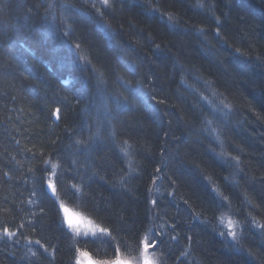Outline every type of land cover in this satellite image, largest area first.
Returning a JSON list of instances; mask_svg holds the SVG:
<instances>
[{"label": "trees", "instance_id": "trees-1", "mask_svg": "<svg viewBox=\"0 0 264 264\" xmlns=\"http://www.w3.org/2000/svg\"><path fill=\"white\" fill-rule=\"evenodd\" d=\"M152 2L155 4L156 0ZM195 2L159 0L161 11L174 12L182 17V27L175 32L168 30L158 13L148 19L137 9L110 18L117 32L116 39L130 52L129 58L140 65L136 78L145 79V90L152 89L158 98H167L168 106H161L167 115L162 121H154L149 102L127 93L124 94L128 100L127 108L123 112L117 113L115 104L111 103L109 107L113 110V123L119 136H131L136 141V158L142 161L143 175L132 181L133 194L113 189L98 178L91 182L90 191L97 199L101 198L99 193L110 197L126 216L138 213L134 219L141 230L150 226L145 220L151 212L148 209H154L150 198L158 199L159 208L154 209V218L160 219L153 222L176 224L181 237L179 242L172 241L171 247L163 248L168 264H256L243 251L230 248L219 235L216 225L221 212L215 194L186 161L195 157L198 162L209 165V170H214L213 179L230 197V210L238 220H251L248 216L251 212L264 223V122L255 115L256 112L264 113V62L258 59L264 56V0H211L216 15L222 20L223 38L215 35V23L192 7ZM40 3L42 0H9L10 11L0 14V226L6 225L17 231L20 240L19 243L14 239L0 240V264H29L25 236L31 239L43 236L57 249L53 261L42 255L39 264H75L76 247L72 244V236L61 225V218L56 214L58 204L40 178L47 175L43 160L51 156L54 160L64 161L68 168L65 175L70 182L73 172L69 145L78 135L86 137L89 126L93 131L96 127V108L92 104L98 105L99 100L90 94L77 104L82 81L77 78L78 74L69 77L60 68L59 58L52 51L58 41L42 39L38 33L29 38L15 27L24 23L30 8L38 14L28 23L37 29L41 25L47 27L44 12L35 7ZM93 19L83 17L80 30L94 49L93 55L110 68L116 67L119 54L95 28ZM195 25L207 26V39L196 31ZM149 33L155 37L154 43H160L164 49L159 57L152 54L154 44L146 39ZM137 40L141 43L137 44ZM237 48L241 51L237 52ZM177 58L185 66L184 70L173 67ZM201 76L213 81V86L234 104V111L228 119L218 123L223 128L222 138L227 150L240 156L244 172L255 176L254 180L241 174L236 177L239 186L224 181L232 169L210 150L211 146L218 152L219 147L202 131L204 117L212 118L216 114L211 113L209 103L201 99V96L210 99L211 94L204 80L199 78ZM61 79H71L72 84L63 85ZM114 80V76L108 79L109 91L122 92ZM86 105L92 107V111L85 112V118L81 120L80 110ZM250 105L253 110H249ZM56 107L62 108L59 123H54L55 117H50ZM145 144L151 146V154L145 153ZM237 145L244 151L240 152ZM161 152L166 153V166L159 162ZM92 159L107 171L109 178L113 171L110 162L123 167L110 144L97 147ZM155 167L163 169V179L158 181L159 195L148 191L149 187H155L150 182ZM245 191L260 207H253L245 201ZM169 192L173 195L170 196ZM181 196L184 199H180ZM64 199L75 212L113 226L114 217L98 212L91 204V197L88 203L72 200L70 194ZM30 200L35 203H28ZM184 200L189 201L191 208ZM41 207L47 213L43 231L37 224V231L33 233L27 220L32 218V212L39 213ZM194 212L201 214L200 220L193 219ZM205 219L207 223H201ZM20 224L26 227L18 229ZM136 231L131 227L117 233L118 238H125L127 244L121 248V254L129 258L138 255L133 251L136 238L133 233ZM253 232H245L242 242L264 254V244L260 243L258 233ZM185 234L191 236L192 241L185 240ZM164 238L168 239L167 236ZM82 243L97 259H108L116 254L115 245L106 246L103 239L80 241V245ZM185 244H190L189 256L177 261Z\"/></svg>", "mask_w": 264, "mask_h": 264}, {"label": "snow or ice", "instance_id": "snow-or-ice-1", "mask_svg": "<svg viewBox=\"0 0 264 264\" xmlns=\"http://www.w3.org/2000/svg\"><path fill=\"white\" fill-rule=\"evenodd\" d=\"M35 7L37 10L42 9L44 12L43 19L47 27L41 25V28L37 29L28 23L34 15L38 14V12H33L30 8L28 9L24 23L16 25V29L25 33L29 38H34L38 33L42 39L58 41L52 51L59 58L60 68L64 69L69 77L78 74L77 78L82 81L77 104L90 94L99 100L98 105L92 104L96 108L97 114L95 130L93 131L91 126H89V134L86 137L78 135L72 144L69 145L71 149L70 164L73 172L70 182L69 178L65 175L68 168L64 161L59 158L54 160L51 156L43 160V164L47 166L45 168L47 175L40 178L41 183L46 184L53 200L58 204L56 214L61 218L60 223L66 229V233H71L73 245L78 243L77 237L88 236L103 238L106 246L115 245L113 250L116 256L110 260L94 259L89 251L76 247L75 264H133L132 260L121 255V248L126 247L127 244L125 238H118L117 235L118 231L131 227L137 229L133 233L136 237L133 251L138 254L135 258L136 264H168V260L164 256L163 248L165 246L171 247L172 241H180L181 237L180 233L176 231V224H168L166 222L154 223V219L160 218H153L146 215L145 220L150 226L141 230L134 219L138 213L134 212L132 216H126L122 208H117L113 204L110 197L99 193L98 195L101 198L97 199L96 195H93L90 191V185L93 180L98 178L113 189L133 194L132 181L143 175L142 161L136 158L138 154L135 147L136 141L131 136L127 138L119 136L117 126L113 123L115 119L113 110L109 107L111 103L115 104L117 113L123 112L127 108L128 100L127 96L124 95L127 93L128 96H139L144 101L149 102L148 106L154 121H162L163 116L167 115V113L162 111L161 107L168 106L167 98H158L157 95L153 94L152 89L145 90V79L136 78L140 71V65L136 60L129 58L130 52L122 47L116 39L117 32L110 23V18L117 13L137 9L143 12L148 19H152L158 13L160 19L164 20L168 30L175 32L178 28L182 27L180 23L182 17L176 15L174 12L161 11L159 0H156L155 4L152 0H42V3L37 4ZM192 7L199 13L207 15L216 25L215 35L222 37V20L221 17L216 15L215 5L211 0H196ZM7 11H10L9 0H0V14ZM83 17H88L89 19L94 18L95 28L117 50L119 59L116 67L110 68L108 64L93 55L94 49L91 48L86 35H84L79 27ZM61 27L63 28L62 36L58 35ZM195 28L202 37L205 39L208 38L206 25H195ZM141 32H143V29H141ZM146 39L154 44L152 54L159 57L164 52L161 44L154 43L155 37L151 33L148 34ZM136 43L140 44L141 41L137 40ZM64 49H67V51H64ZM25 50L30 51L28 49ZM236 51L240 52L241 50L237 48ZM258 59L264 62V56L258 57ZM177 66L181 70L185 69V66L180 63L178 58L173 62V67ZM122 72L124 74H121ZM110 76L115 77L114 83L118 86V89L123 90L122 92L119 90L109 91L108 79ZM199 78L204 80V85L211 91L212 96L218 98L217 103L216 101H210L206 96H201V99L209 103L211 113L216 114L212 115V118L208 116L204 117L202 131L211 136L219 147L218 152L215 147L210 146V150L216 154L218 159L232 169L230 174L224 177V181L226 184H231L234 187L239 186L240 181L236 177L241 174L247 176L249 180H254L255 176L244 172L242 167L243 161L240 156L232 155L227 150L225 140L222 138L223 128L218 123V121H226L228 119L234 111V104L228 101V98L213 86V81L204 79L202 76ZM181 82H184L183 77L181 78ZM61 83L67 86L72 84V80L61 79ZM152 101H155V103H151ZM171 106L175 107V105ZM249 110H253L251 105L249 106ZM91 111L92 107L87 105L81 108V113H90ZM255 115L258 120L264 122V113L256 112ZM50 117H55L54 123H59L62 119V108L56 107L51 111ZM109 144L115 148L123 163V167H118L114 161L110 162L113 169L110 178L107 171L98 166L95 160L92 159V153L97 147L107 146ZM237 148H239L240 152L244 151L239 145H237ZM144 151L146 154H151V146L145 144ZM159 162L161 165L166 166L167 156L165 152L160 153ZM186 163L193 172L206 181L211 192L215 194V201L224 207L230 208L232 201L228 195H225L221 186L216 183V180L213 179L214 170H209V165H205L203 161L198 162L195 157L187 160ZM162 170V167L154 168L150 182L155 187H149V193L155 191L159 195L160 185L158 181L163 179L161 175ZM29 171L33 170L29 169ZM69 194L72 200H80L84 203H88V198L91 197V204L98 212L111 214L114 217L112 221L113 226H106L79 212L70 210L64 199ZM169 195L171 196L173 193L169 192ZM243 195L248 204L253 207H260L246 191ZM180 199L184 198L181 196ZM149 202L154 209L159 208L158 199L150 198ZM28 203L32 204L35 202L30 200ZM184 203L191 208L188 200H184ZM148 211H152V209H148ZM30 215L32 218L27 220V225L30 226L31 231L33 233L37 231V224L40 225V229L43 231V220L47 216L44 208L41 207L39 213L32 212ZM200 215V213L194 212L193 219L200 220ZM248 216L251 218V226L256 229L259 235L260 243L264 244V223L258 221L251 212L248 213ZM130 220L132 221L131 225H129ZM224 220L225 213L221 212L220 222L223 223ZM143 223L144 221H141V224ZM201 223H207V220H202ZM242 223L247 224L248 221L228 219L227 232H220L219 235L225 237V239L231 237L233 242L232 248L235 251H243L256 264H264V254L251 246L243 244L242 240L245 232L241 229ZM25 227V224L17 226L18 229ZM172 233L175 234L173 235ZM165 236L168 237L167 240H165ZM5 238L14 239L16 243L20 242L17 231H13L8 226L2 225L0 226V240H4ZM24 239L27 245L26 258L29 264H39L42 255L48 257L50 262L55 259L57 249L50 242H47L43 236L37 239H31L25 236ZM184 239L190 242L193 238L185 234ZM190 250V244H185L184 249L176 258L177 261L180 260V257L187 258Z\"/></svg>", "mask_w": 264, "mask_h": 264}, {"label": "rangeland", "instance_id": "rangeland-1", "mask_svg": "<svg viewBox=\"0 0 264 264\" xmlns=\"http://www.w3.org/2000/svg\"><path fill=\"white\" fill-rule=\"evenodd\" d=\"M60 30H63V28L61 27V29ZM60 33H63L62 31H60ZM205 90H206V88H204ZM204 90V92H206V93H208L209 94V92H207V91H205ZM210 95V101H216L217 103H218V100L215 98V97H213L211 94H209ZM208 104V103H207ZM209 105V104H208ZM85 113V112H84ZM84 113H81V110H80V114L81 115H79V116H83L84 115ZM85 118V116H83L82 118H81V120L82 119H84ZM85 131H86V128H85ZM219 203V202H218ZM219 206H220V212H223V213H225V220H224V222L223 223H221L220 222V217H219V219H218V223H217V225H216V229H217V231H218V233H220V232H227V230H228V225H227V220L228 219H234V220H238L234 215H233V213H232V211L230 210V208L229 207H224L222 204H220L219 203ZM153 211V212H152ZM152 211L149 213V217H155L154 216V214H155V211H154V209H152ZM239 221H241V220H239ZM248 221V223L247 224H244V223H242L241 224V229H243L244 230V232H253V231H256V229L254 228V227H252L251 226V220H247ZM254 233V232H253ZM70 235H71V233H70ZM221 236V235H220ZM223 237V236H222ZM224 239H225V237H223ZM77 239V241L78 242H80V241H88V240H102L103 238H101V237H92V236H88V237H77L76 238ZM228 242L230 241V242H232V240H231V237H228L227 239H226ZM233 243V242H232ZM81 249H84V250H87L85 247H82ZM91 254V253H90ZM92 255V254H91ZM122 255V254H121ZM93 256V255H92ZM115 256H116V254L113 256V257H111V258H108V260H110V259H114L115 258ZM123 256V255H122ZM125 258H127V259H129V260H132V262H133V264H136V257H137V255L134 257V258H129V257H126V256H124ZM93 258L94 259H97L96 257H94L93 256Z\"/></svg>", "mask_w": 264, "mask_h": 264}, {"label": "bare ground", "instance_id": "bare-ground-1", "mask_svg": "<svg viewBox=\"0 0 264 264\" xmlns=\"http://www.w3.org/2000/svg\"><path fill=\"white\" fill-rule=\"evenodd\" d=\"M72 209V208H71ZM73 210V209H72ZM254 233H256V232H254ZM224 241L227 243V245L230 247V248H232V242H228L226 239H224ZM75 247H80V248H82V247H84V244L82 243L81 245H80V242H78L77 244H75ZM233 249V248H232ZM124 256V255H123Z\"/></svg>", "mask_w": 264, "mask_h": 264}, {"label": "water", "instance_id": "water-1", "mask_svg": "<svg viewBox=\"0 0 264 264\" xmlns=\"http://www.w3.org/2000/svg\"><path fill=\"white\" fill-rule=\"evenodd\" d=\"M70 209V208H69ZM70 210H72V209H70ZM73 211V210H72Z\"/></svg>", "mask_w": 264, "mask_h": 264}]
</instances>
